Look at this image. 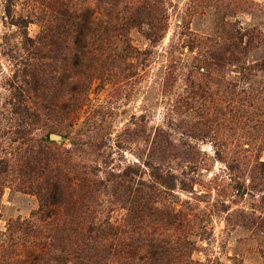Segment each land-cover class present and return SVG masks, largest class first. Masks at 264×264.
<instances>
[{
    "label": "rangeland",
    "instance_id": "1",
    "mask_svg": "<svg viewBox=\"0 0 264 264\" xmlns=\"http://www.w3.org/2000/svg\"><path fill=\"white\" fill-rule=\"evenodd\" d=\"M100 1L75 67V0H0V264L28 260L49 155L96 182L97 217L179 226L190 264H264V0H140L115 34Z\"/></svg>",
    "mask_w": 264,
    "mask_h": 264
},
{
    "label": "trees",
    "instance_id": "2",
    "mask_svg": "<svg viewBox=\"0 0 264 264\" xmlns=\"http://www.w3.org/2000/svg\"><path fill=\"white\" fill-rule=\"evenodd\" d=\"M86 1L75 0V14L64 15L69 23L75 18V67L79 65V58L89 57V53L99 47L87 38L94 28L90 18L92 9ZM107 2L109 15L102 28L107 34H115L125 27V17L130 19L140 0ZM149 25L154 28L153 24ZM75 74L77 77L68 94L75 95L81 86L78 72ZM65 104L64 101L63 109L67 107ZM26 169L29 179L47 185L49 191L45 194L39 192L40 209L23 228L29 248L28 260L24 264H62L70 256L76 264H151L160 257H163L161 264L175 263V259H180L179 264H190L183 260L185 254L180 251L185 239L178 233L179 226L174 225L169 234H160L159 229L150 224H131L129 228L127 224L113 225L106 218L97 217L98 211L93 212L95 206L92 207L99 191L96 182L92 183L93 188L88 187L77 169L72 175L73 169L56 155L47 156L40 166L27 165ZM135 233L139 236L136 237ZM166 255H174L175 258Z\"/></svg>",
    "mask_w": 264,
    "mask_h": 264
},
{
    "label": "water",
    "instance_id": "3",
    "mask_svg": "<svg viewBox=\"0 0 264 264\" xmlns=\"http://www.w3.org/2000/svg\"><path fill=\"white\" fill-rule=\"evenodd\" d=\"M51 137H52V138H54V139H56V138H57V136H56V135H52Z\"/></svg>",
    "mask_w": 264,
    "mask_h": 264
}]
</instances>
